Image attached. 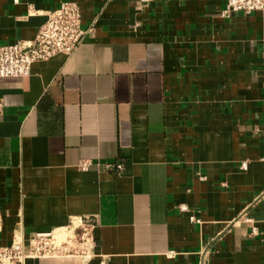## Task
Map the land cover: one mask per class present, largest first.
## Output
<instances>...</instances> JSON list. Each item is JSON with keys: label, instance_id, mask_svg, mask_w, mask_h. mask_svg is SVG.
<instances>
[{"label": "crops", "instance_id": "0c3cea01", "mask_svg": "<svg viewBox=\"0 0 264 264\" xmlns=\"http://www.w3.org/2000/svg\"><path fill=\"white\" fill-rule=\"evenodd\" d=\"M63 1L76 50L0 77V247L80 216L91 258L24 264H264V10L0 0V46Z\"/></svg>", "mask_w": 264, "mask_h": 264}, {"label": "built area", "instance_id": "2783aa9c", "mask_svg": "<svg viewBox=\"0 0 264 264\" xmlns=\"http://www.w3.org/2000/svg\"><path fill=\"white\" fill-rule=\"evenodd\" d=\"M147 1L140 0L142 4ZM260 10H264V0H225L221 14L227 16L234 11L251 13ZM85 34L86 30L81 27L79 6L73 1L61 2L47 12L45 22L33 39L0 46V77L27 76L34 62L47 60L56 54H72ZM1 106L0 101V109ZM262 135L264 140V128ZM90 165L91 162L84 160L79 167L86 170ZM110 167L112 165H106V168ZM242 167L245 168V164ZM115 168L120 170L122 164H116ZM93 228L91 218L72 216L65 226L50 232L35 233L27 241L21 233L16 232L10 245L0 247V264H24L26 258L40 256H80L89 259L94 242ZM99 264H105V260L102 259Z\"/></svg>", "mask_w": 264, "mask_h": 264}]
</instances>
